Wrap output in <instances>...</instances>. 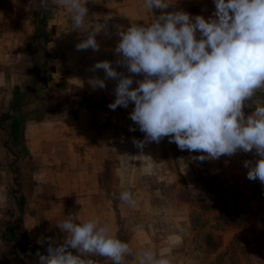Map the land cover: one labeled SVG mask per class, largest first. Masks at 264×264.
<instances>
[{"label": "crops", "instance_id": "0c3cea01", "mask_svg": "<svg viewBox=\"0 0 264 264\" xmlns=\"http://www.w3.org/2000/svg\"><path fill=\"white\" fill-rule=\"evenodd\" d=\"M53 1L49 0V3ZM124 1L99 0V14L102 16L105 12V18L103 21H90L88 0L85 28L89 29L80 30L75 38L68 30L72 21L66 9L64 15L54 22L58 26H67V33L54 38L55 41H67V52L64 54L68 61L79 53L84 59L80 76L77 70L74 73V66L71 65V73L65 70L58 80L78 83L80 79L87 97L92 95L90 107L72 106L60 112L55 102L52 104V100H57L56 88L42 89L48 86V82L43 83L46 80L42 78L45 77L42 75V50H29V42L35 40L28 35L31 26L39 24L43 17L40 0H0V205H5L2 219L10 221L15 215L19 220V241L15 243V248L18 253L33 256L34 264H38L37 252L43 253V249L48 247L43 222H49L52 226L49 232L63 234L57 225L68 214L80 219L99 217L101 224H107L121 240L128 242L134 255L126 257L125 264H139L135 254L145 248H151L158 254H170L174 264H184L186 260L179 255V250L187 243L181 238L180 224L172 227L165 219L170 215L179 217L175 212L171 214L173 209H168L167 194L163 191L174 185L170 183L172 169L163 162L155 165V161L145 158L146 146L142 149L123 146V135L116 125L119 111L110 109L106 112L97 107L99 98L107 97L103 101L107 104L116 98L118 81L107 78L103 69L93 71V66L107 60L117 70L115 60L110 57L115 56L117 40L121 38L119 26L121 30L124 25L130 26L137 13L136 0ZM193 2L198 6L209 4V0ZM210 3L214 5V0H210ZM179 4L180 7L189 6L187 0H179ZM32 7L35 12L33 17L28 12ZM15 9L18 15L25 17L17 21V27L9 19L10 15H15ZM44 23L48 27L52 22L45 20ZM90 31H96L99 50H78L76 45L86 39ZM123 71L126 72L125 69ZM53 72H50L51 84L57 81ZM95 78L105 80L106 87H94ZM42 97H45L44 102ZM178 167L185 180L192 176L189 165ZM238 168L233 174L226 172L228 181L236 183L242 176L246 179L248 168L244 170L243 164ZM155 183L156 189L151 186ZM12 184L17 190L14 196L9 191ZM5 186L8 190H4ZM124 190L132 192L135 207L119 199ZM157 198L165 202L166 207L155 204L153 201ZM182 203L185 206V201ZM10 204L15 207L14 214L11 213L13 208ZM187 215L186 212L185 217ZM248 225H253L254 231L246 230ZM229 229L223 234L224 244L228 238L233 241L247 237L249 248L254 250L251 253L255 254V259L249 260V264H256V261L264 264L260 259V255H264V205L246 225L231 226ZM93 259L100 261V264H112L104 257ZM242 263L245 261L242 260Z\"/></svg>", "mask_w": 264, "mask_h": 264}, {"label": "clouds", "instance_id": "9594fccd", "mask_svg": "<svg viewBox=\"0 0 264 264\" xmlns=\"http://www.w3.org/2000/svg\"><path fill=\"white\" fill-rule=\"evenodd\" d=\"M172 2L144 0L147 11L160 9L161 14L119 33L117 63L131 75L118 72L107 60L93 66V71L103 69L107 78L118 81L116 98L108 107L134 103L130 119L145 134L144 140H134L141 149L168 137L180 150L200 153L193 157L199 161L255 150L259 159L254 164L244 161L247 178L264 184V99L258 97L264 91V0H214L215 10L208 18L183 10L163 11ZM54 3L70 14L73 29H89L88 0ZM40 7L47 10L49 0H40ZM95 36L96 31H90L77 49L98 51ZM136 75L143 79L131 87ZM93 85L106 87L100 78ZM253 104L254 111L246 115L244 109ZM119 199L136 205L130 190L122 191ZM57 226L63 241L49 238L47 253L36 254L38 264H100L93 259L97 256L125 264V258L134 255L130 244L99 217L68 214ZM135 255L139 264H174L170 254L151 248Z\"/></svg>", "mask_w": 264, "mask_h": 264}, {"label": "rangeland", "instance_id": "374dc122", "mask_svg": "<svg viewBox=\"0 0 264 264\" xmlns=\"http://www.w3.org/2000/svg\"><path fill=\"white\" fill-rule=\"evenodd\" d=\"M98 2L99 0H90L88 4L90 21H103L105 18V12L102 16L99 14V10L101 9L97 4ZM124 2L122 4H125ZM136 2L137 13L135 14V19L132 24L149 23L152 16L161 14L162 10L160 9H153L152 13L147 11L143 7L144 0H136ZM187 3H189L188 8L180 7L179 0H173L172 4L163 11L171 12L183 10L192 16L203 15L205 18H208L215 10V5H211L210 0V5L204 4L198 6L197 4H194L195 2H193V0H187ZM57 6L58 5L54 3V1L49 3L48 9L43 10L42 12L43 17L40 19L41 22L37 25L31 26L28 35L31 36L32 39L35 38V40L29 42V50H32L33 48H39L40 50L38 51L42 50V75L45 76L42 78L46 80L43 83L48 82L49 86H44L42 89L49 90L56 88L55 90H57L58 93L56 96L57 100H52V104L55 102L58 111L64 112L72 106H75L76 108L90 107L89 104H91L90 98L92 95L89 94V97H87V93L82 89V81H80V79H78V83H67L58 80L60 76L65 74V70H67L66 72H68V74L71 73V68L69 67L71 65L74 66V73L78 72V75L80 76L81 72L79 70H81V65L83 64L84 59L79 53L71 57V61H68L67 56L64 54V52H67L66 49L68 46L65 48L67 41H55V36L67 33L65 28L67 26H58L54 23L58 17L65 13V8H58ZM17 11L18 10L15 9V15H10L9 18L12 23H15L14 27H17V21L25 18L23 15H18ZM28 12L32 17L35 15L33 7L28 10ZM42 20H44V22L47 20L52 23L47 27ZM69 26L70 28H68V30L71 35H73L74 38L75 36H78L81 29H73V23ZM125 27L128 28L129 26L124 25L122 30L121 26H119V31H123ZM119 40L120 39L117 40V44ZM102 45H104L103 42ZM102 48L105 50L104 46H102ZM110 58L115 60L118 72L124 73V75H129V73H126L128 72L127 68L117 63L119 56L116 52L115 56H111ZM35 60L37 61V56ZM124 69L126 72H121ZM52 71H55L53 72L55 79H53L57 81H54L51 84L50 72ZM89 76L91 75L89 74ZM133 79L134 83L131 87H136V82L143 79V75H136ZM49 84L52 85V87ZM258 97L264 99V91L258 93ZM44 98L45 97L41 98L43 102ZM99 99H97L99 102V106L97 107L108 112V110H110L108 107L109 104L103 103V101L107 100V97ZM94 107L96 106L94 105ZM133 108L134 103L130 102L127 108L118 106L115 109L119 111L116 116V125L121 129L123 146H136L134 140L145 139V134L141 132L139 126L130 119V113ZM254 108V104L246 107L244 109L245 114H250L254 111ZM130 127L134 128L135 131H130ZM144 146H146V149H144L145 158L155 161V165L163 162L165 166H169L172 169L173 174L170 183L176 185H171L169 189L164 188L163 191L167 194L168 201L166 203L168 209H173L171 214L175 212V214H179V217L170 215L165 219L168 220L167 223L172 227L180 224L182 228L181 238L187 243L182 250H179V255L181 258H186L184 264H243L242 260L245 261L244 264H249V260L255 259L253 258V255L255 254L251 253V251L254 250L249 248L247 244V237L242 240L233 239V241H230L228 238L226 244H224L223 237V234L227 230H230L229 227L246 225L251 217H253L260 209H263L264 184L258 179L255 181L249 180L247 177L245 179L242 174V177H240L236 183L228 181L226 177L227 171H230V173L233 174V172L239 169L238 167L240 164L244 165V161L246 160L251 161L254 164L255 161L259 159L255 150L248 153L237 152L232 156H221L216 160L206 159L204 161H199L193 159V157L200 155V153L189 152L188 150L182 151L174 142H169L168 137L163 138L159 143L147 142ZM133 153H135V149L133 150ZM179 165L190 166L192 169V176L189 178L190 180H185L183 174L178 169ZM246 169L247 168L245 167L244 170ZM22 174L24 176L23 179H25L24 170H22ZM177 181L179 182L178 186ZM151 186L152 188H157L156 183ZM7 188L8 187L5 186L4 190H8ZM14 188V184L9 187L12 196H14L13 193L17 191ZM184 201L185 206H183L182 203ZM153 202L166 207V203H162L158 198ZM14 203L16 206L17 204L15 201H13V204ZM2 206L3 207L0 205V264H34L33 256H26L21 252H17L15 243L19 241L17 232L20 222L16 219L15 215H12L10 221L2 219L5 205ZM10 206L11 209L13 208L12 210L10 209L11 213L14 214L15 207L11 204ZM186 212L188 215L185 217ZM162 220H164V218ZM50 227L52 226L49 222H43V230H47V233L44 234L45 237H47V239L50 237L54 238V241L57 243L62 242L63 234L58 232L57 235H54L49 232L51 229ZM252 227L253 225H248L245 229L248 231H254V228L252 229ZM223 245H226L224 249L221 248ZM42 252L46 254L45 252H47V249L44 248ZM260 256L261 261L264 262V257L262 258L264 255L261 254ZM256 262L260 264V261Z\"/></svg>", "mask_w": 264, "mask_h": 264}]
</instances>
